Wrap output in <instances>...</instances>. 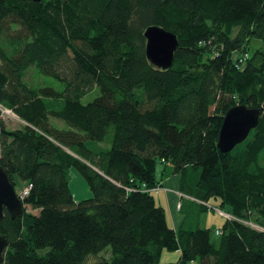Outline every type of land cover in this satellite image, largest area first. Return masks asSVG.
<instances>
[{
  "label": "trees",
  "instance_id": "obj_1",
  "mask_svg": "<svg viewBox=\"0 0 264 264\" xmlns=\"http://www.w3.org/2000/svg\"><path fill=\"white\" fill-rule=\"evenodd\" d=\"M151 25L177 37L168 68L145 54ZM30 69L59 86L30 85ZM239 104L260 108L258 123L223 153ZM3 109L23 124L8 128ZM158 163L182 193L228 205L217 241L167 223L144 190L168 176ZM0 166L28 187L0 220V264H158L164 249L177 264H264V0H0ZM72 166L90 197L74 199Z\"/></svg>",
  "mask_w": 264,
  "mask_h": 264
},
{
  "label": "water",
  "instance_id": "obj_2",
  "mask_svg": "<svg viewBox=\"0 0 264 264\" xmlns=\"http://www.w3.org/2000/svg\"><path fill=\"white\" fill-rule=\"evenodd\" d=\"M144 36L145 54L149 61L162 69L170 67L178 45L176 35L162 27L151 25L145 29ZM260 110V108H250L242 104L230 107L223 116L218 133V149L226 153L242 142L256 127ZM4 210L11 218H14L21 213L22 202L6 172L0 166V220L4 216ZM7 243L6 237L0 234V263L4 260Z\"/></svg>",
  "mask_w": 264,
  "mask_h": 264
},
{
  "label": "rangeland",
  "instance_id": "obj_3",
  "mask_svg": "<svg viewBox=\"0 0 264 264\" xmlns=\"http://www.w3.org/2000/svg\"><path fill=\"white\" fill-rule=\"evenodd\" d=\"M235 56H237V54ZM26 80L32 86L33 85H40V84L41 85L50 84V85L55 86V87L59 86V83L57 81H55V80L52 81V79L50 77L36 73L34 69H30L27 71ZM49 81H51V82L48 83ZM97 92L98 91L93 90V91L85 94L81 98V101L84 103L90 101L91 99H93L97 95ZM2 119L4 121V124L10 129L18 128L21 124H23V122L14 113H12L11 111H9L7 109H3ZM50 120H51V123H53V124H55L61 128L66 127V125L58 119L51 117ZM85 143H86V146L88 148H90L92 150H96V151L109 147V145L107 143H101V142L98 143L97 141H94V140H86ZM171 171H172L171 165H169V164L165 165L163 163H158L156 166L155 175L158 178L161 176H162V178H164L167 174H168V176H171L172 175ZM69 178H70V181H69L70 188L73 192V196L75 195V197L77 198L76 200L88 198L91 196V191H90L85 179L78 172V170L73 166L69 170ZM14 182H15L14 183L15 184L14 189L16 190V192H21L24 190L23 182L17 176L15 177ZM164 190L166 192H167V190H170L171 193H174L179 198L178 201L176 202V208L178 209V204L181 202L182 197H184L183 193L181 191H179V189L177 190V189H173L170 187L156 188V190L152 191L153 192L152 195L154 196L156 204H158V205L163 204L169 209V205L167 202V195L164 193ZM208 203H209V205H208L206 210H201L198 206L199 211L197 213L200 214V217H199L200 226L210 227L212 229L210 237L212 240L217 241L219 239V236L214 235V228L222 225L223 222L225 221V218L223 216H220V214L216 210L213 209L215 207L214 205H216L217 208H220L221 210H223L225 212L229 211V207L226 204L221 206L220 200L218 198L215 199L213 197L211 199H209ZM34 212H36V210H34ZM195 215H196L195 210H192L189 213V216L187 219L188 223H190V220H192L193 222L195 221L194 220ZM107 251L109 252V248L102 251V254H105V252H107ZM177 258H178V254H174V252L171 250H164L159 264H168L169 262H172L174 264L178 260ZM192 264H200V261L195 260V262H193Z\"/></svg>",
  "mask_w": 264,
  "mask_h": 264
},
{
  "label": "crops",
  "instance_id": "obj_4",
  "mask_svg": "<svg viewBox=\"0 0 264 264\" xmlns=\"http://www.w3.org/2000/svg\"><path fill=\"white\" fill-rule=\"evenodd\" d=\"M179 181H180L179 175L178 174H172L171 176L165 177L160 182V185H161V187H170V188H173V189H177L178 190L179 189ZM69 186H70V184H69ZM164 193L167 195V202H168V205H169V209L165 205H163V204H161V206L164 207L165 213H166L167 223L172 228L178 229L180 226H183V227L185 226L186 228L202 227V226H200V221H199L200 214L197 213L199 211V208H200V207L198 208V206L199 205L200 206L203 205L202 204V201H200L199 199H197L195 197H190L188 194H187L188 195L187 196L186 193L185 194L183 193V196L184 197H182V199H181L182 207L181 208L179 207L177 209L176 208V202L178 201L179 198L174 193H171L170 190H167V192L164 190ZM74 199L75 200L77 199L75 197V195H74ZM208 202H209V200H207V202H206L209 205ZM214 206L217 207L216 205H214ZM192 210H195L196 211V215H195V219H194L195 221L193 222L192 220H190V223H188V220L187 219H188L189 213ZM220 226L215 227L214 230L215 229H218ZM164 250L161 252V256L163 255ZM173 252H174V254H178V258L177 259H179L180 251L179 250H175ZM161 256H160V259H161ZM177 261L174 264H177ZM193 262H195V260L194 261H191L189 264H192ZM159 263H160V260H159ZM168 264H173V263L172 262H169Z\"/></svg>",
  "mask_w": 264,
  "mask_h": 264
},
{
  "label": "built area",
  "instance_id": "obj_5",
  "mask_svg": "<svg viewBox=\"0 0 264 264\" xmlns=\"http://www.w3.org/2000/svg\"><path fill=\"white\" fill-rule=\"evenodd\" d=\"M156 188H161V185H156L155 187H152V188H145V187H144V190L152 192V191L156 190ZM27 191H28V187L25 186V187H24V190L21 191V192H19V198H20V200L23 199V197H24V195L27 193ZM202 203L208 207V204H207L206 202H203V201H202ZM180 204H181V202L178 204V208L180 207ZM212 208H213V207H212ZM213 209L216 210V211H217L221 216H223L225 219H230V218H232V215H231L230 213L225 212V211L221 210L220 208L214 207ZM221 233H222V231H221L220 228L214 230V234H215V235H220Z\"/></svg>",
  "mask_w": 264,
  "mask_h": 264
}]
</instances>
